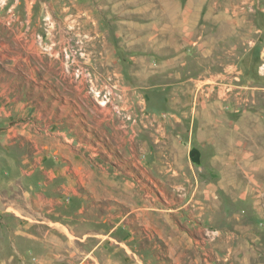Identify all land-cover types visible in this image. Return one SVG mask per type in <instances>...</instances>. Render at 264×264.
Returning <instances> with one entry per match:
<instances>
[{"label":"rangeland","instance_id":"1","mask_svg":"<svg viewBox=\"0 0 264 264\" xmlns=\"http://www.w3.org/2000/svg\"><path fill=\"white\" fill-rule=\"evenodd\" d=\"M0 264H264V0H0Z\"/></svg>","mask_w":264,"mask_h":264}]
</instances>
